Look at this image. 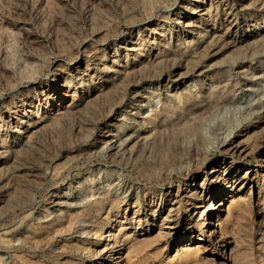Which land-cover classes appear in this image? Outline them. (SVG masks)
I'll use <instances>...</instances> for the list:
<instances>
[{
    "label": "rangeland",
    "instance_id": "obj_1",
    "mask_svg": "<svg viewBox=\"0 0 264 264\" xmlns=\"http://www.w3.org/2000/svg\"><path fill=\"white\" fill-rule=\"evenodd\" d=\"M115 263L264 264V0H0V264Z\"/></svg>",
    "mask_w": 264,
    "mask_h": 264
},
{
    "label": "bare ground",
    "instance_id": "obj_2",
    "mask_svg": "<svg viewBox=\"0 0 264 264\" xmlns=\"http://www.w3.org/2000/svg\"><path fill=\"white\" fill-rule=\"evenodd\" d=\"M204 11V5L202 4V3H200V4H197L196 5V8H193L191 11H189L188 13H187V15H188V17H190L191 19H194V18H197V16H200L201 15V13ZM183 27H185L189 32L190 31H193L194 29H197L198 28V25H197V23L194 21L192 24H183ZM185 31V30H184ZM67 93H70V91L69 90H67ZM64 94V96L65 97H71V95H69V94ZM57 96H58V93H55ZM60 96V95H59ZM71 104L72 103H69V105H67V107L65 108L66 110L71 106ZM18 123L19 124H23V117L22 116H20L19 118H18ZM6 125L7 126H12V124H10V123H6ZM18 134V133H17ZM121 137L122 136H117V138H116V140H115V143L117 142V141H120L121 140ZM146 137H144L143 139H145ZM125 140V139H124ZM124 144H125V141H123L122 140V143L121 144H119L118 145V149H122L123 147H124ZM111 145H112V143H111ZM108 147H110V146H108ZM113 146H111V148H112ZM110 148V149H111ZM110 149H108V150H110ZM112 149H115V148H112ZM203 196V195H202ZM118 239V238H117ZM128 239H129V237H125L124 238V240L123 241H128ZM114 255H117L116 256V258L115 259H121V256H119L120 254H109V256H108V258H110V259H112L113 261H114ZM99 258H101V255H100V257ZM109 260V259H108ZM100 261H102V260H100ZM116 264V263H115Z\"/></svg>",
    "mask_w": 264,
    "mask_h": 264
}]
</instances>
